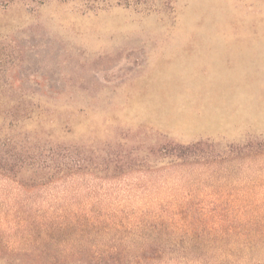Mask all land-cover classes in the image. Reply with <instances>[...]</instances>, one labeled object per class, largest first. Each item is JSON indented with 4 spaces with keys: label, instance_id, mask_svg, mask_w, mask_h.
Here are the masks:
<instances>
[{
    "label": "rangeland",
    "instance_id": "1",
    "mask_svg": "<svg viewBox=\"0 0 264 264\" xmlns=\"http://www.w3.org/2000/svg\"><path fill=\"white\" fill-rule=\"evenodd\" d=\"M259 142L264 0H0V264H264Z\"/></svg>",
    "mask_w": 264,
    "mask_h": 264
},
{
    "label": "trees",
    "instance_id": "2",
    "mask_svg": "<svg viewBox=\"0 0 264 264\" xmlns=\"http://www.w3.org/2000/svg\"><path fill=\"white\" fill-rule=\"evenodd\" d=\"M258 144L263 145L264 142H259ZM250 146V144L248 145ZM63 153H55L52 154L50 157V162H52V166L51 165H46L43 166L44 169H48L47 174H56L58 175V173H60L62 170H64L63 168L65 167V165H62V163H65L67 166L70 167H74V165L69 164L71 161H73L76 164H79L80 166L83 165L85 158H83L82 156L78 155L77 153H72L71 150L69 148H64ZM198 152V145L197 144H191V145H175L172 146V150H171V154L174 157L177 158H185V157H191L193 155H195ZM36 155V153L34 151H30L28 153H26V155L22 152V150H18L17 147H13L11 152L5 151V152H0V169H8L10 166H12L13 168H15V166H20L22 167L19 163L17 164H11V162H17V161H27V160H34V156ZM71 155H73L71 157ZM76 155V156H74ZM43 158V157H42ZM20 159V160H19ZM42 161H45L42 160ZM81 162V163H80ZM10 163V165H9ZM47 167V168H46ZM246 250H250V252H246L244 253L243 257H238V254L234 251L236 250V248L232 247L231 249H229L228 253H226V251H216L214 248L211 247H206L205 249H201V247H185L183 249H180V254L182 255V257L184 258V256L186 254H188L187 260L190 261V263L188 264H213V262L210 261V258L208 259L209 262H207L206 260H203V254H207V257H210L211 252L213 251L216 254L223 256V255H227V258L230 259V264H250L254 261V258L251 255V251L252 248L251 247H240ZM204 251V253L202 254H198L197 253L199 251ZM264 250V248H263ZM171 252L172 254H176L178 251L177 249L173 248V247H169V246H151V247H146L142 252L141 255L145 258H151V257H156V256H160L163 257L166 253ZM116 256H123L125 254H127L126 251H118V252H114ZM106 253H101L100 256H103ZM178 256V255H176ZM176 257H173V259H175ZM251 258V259H250ZM95 264H118L115 260H96L95 262H92Z\"/></svg>",
    "mask_w": 264,
    "mask_h": 264
}]
</instances>
